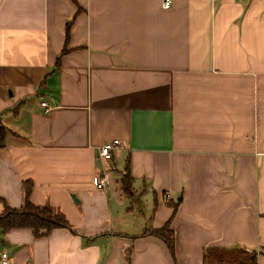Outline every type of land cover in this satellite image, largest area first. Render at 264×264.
<instances>
[{"label":"crops","instance_id":"obj_1","mask_svg":"<svg viewBox=\"0 0 264 264\" xmlns=\"http://www.w3.org/2000/svg\"><path fill=\"white\" fill-rule=\"evenodd\" d=\"M0 125V199L76 230H0V264H264V0H0Z\"/></svg>","mask_w":264,"mask_h":264},{"label":"trees","instance_id":"obj_2","mask_svg":"<svg viewBox=\"0 0 264 264\" xmlns=\"http://www.w3.org/2000/svg\"><path fill=\"white\" fill-rule=\"evenodd\" d=\"M65 53V52H64ZM61 58L57 67L60 66ZM8 129L0 125V151L5 148L6 138L8 136ZM127 175L123 176L122 188L128 197L133 198V177L127 167ZM24 191L26 202L22 209H14L7 206L6 202L2 199L0 201L6 207L5 212L0 215V230L3 233L13 231V229H31L33 234L38 238L49 236L51 232L58 228L69 230L75 233L76 230L73 225L66 219L64 214L51 206H37L34 205L30 196L33 192V185L30 182L24 183ZM156 236L161 238L166 246H168L171 255L175 256V231H172L170 225L165 226L158 231L146 232L147 235ZM258 253L253 250H246L245 248H215L208 247L203 252L204 264H258Z\"/></svg>","mask_w":264,"mask_h":264},{"label":"built area","instance_id":"obj_3","mask_svg":"<svg viewBox=\"0 0 264 264\" xmlns=\"http://www.w3.org/2000/svg\"><path fill=\"white\" fill-rule=\"evenodd\" d=\"M173 0H163V8L168 10V8H170L172 6ZM42 107L44 108V112L50 113V111L52 110V108L50 107L49 103L47 102H43L42 103ZM122 144H120L119 140H113V142L105 144L101 150H100V156L102 157V159L106 160V161H112V155H113V151L114 149L121 147ZM93 185L95 187V189L97 190H106V186H107V178L102 174L99 175L98 177H96L94 179ZM2 264H8V255L7 254H3L2 255Z\"/></svg>","mask_w":264,"mask_h":264},{"label":"water","instance_id":"obj_4","mask_svg":"<svg viewBox=\"0 0 264 264\" xmlns=\"http://www.w3.org/2000/svg\"><path fill=\"white\" fill-rule=\"evenodd\" d=\"M74 199H76V197H74ZM77 201V200H76Z\"/></svg>","mask_w":264,"mask_h":264}]
</instances>
